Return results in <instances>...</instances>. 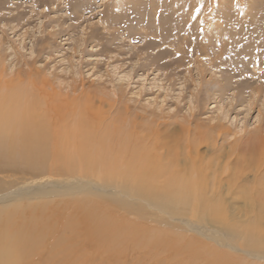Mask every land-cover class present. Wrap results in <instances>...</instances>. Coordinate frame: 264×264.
Returning <instances> with one entry per match:
<instances>
[{"label": "rangeland", "instance_id": "rangeland-1", "mask_svg": "<svg viewBox=\"0 0 264 264\" xmlns=\"http://www.w3.org/2000/svg\"><path fill=\"white\" fill-rule=\"evenodd\" d=\"M1 77L16 78L29 89H49L59 98H76L90 105L95 119H125L121 125L130 132L138 129L153 137L158 131V138L171 139L166 145L180 154L188 141L207 136L209 145L200 146L205 163L230 153L225 160L237 168L236 163L244 166L264 157V0H0V82ZM214 143L217 149L209 151ZM19 168L0 173V195L34 192L39 198L27 199L31 205L41 200L40 192L59 204L69 198L81 205L88 197L109 204L126 224L181 235L185 242L198 239L196 247L204 242L220 248L192 228L164 227L166 215L147 201L134 205L122 197L135 208L123 209L91 195H63L89 182ZM58 214L64 223L66 212ZM52 234L43 241L42 258L31 264H189L173 246L170 254L165 250L157 258L134 244L117 255L105 252L83 228L74 238L60 227ZM206 236L217 240L219 235ZM72 240L78 244L71 245ZM67 250L68 262L63 260Z\"/></svg>", "mask_w": 264, "mask_h": 264}, {"label": "bare ground", "instance_id": "bare-ground-1", "mask_svg": "<svg viewBox=\"0 0 264 264\" xmlns=\"http://www.w3.org/2000/svg\"><path fill=\"white\" fill-rule=\"evenodd\" d=\"M14 79L1 77L0 82V173L22 167L36 173L77 176L93 186L78 184L64 189L63 195H91L123 209L135 208L122 197H128L134 205L137 200L147 201L149 208L166 215L164 227L192 228L191 231L200 232L220 248L217 250L204 242L196 247L198 239L185 242L181 235L171 236L145 225L139 228V224H126L109 204L88 197L81 199V205L80 201L62 198L61 206L62 203L47 201L48 197L39 191L41 200L31 205L27 199L39 196L23 191L12 193L13 198L10 194L0 195V264H31L40 260L47 249L44 239L59 227L70 231L73 238L83 228L105 252L117 251V255L134 244L140 250L148 248L149 255L157 258L165 250L170 254L173 246L177 253L187 257L189 264H264L262 154L257 163L244 166L236 163L237 168L225 160L231 157L230 153L205 163L200 146L209 145L207 136L195 143L188 141L180 154L179 148L166 145L171 139L164 142L158 138V131H154L153 137L142 136L138 129L130 132L121 125L126 123L125 119L116 118L109 123L95 119L89 104L80 105V100L69 96L59 98L49 94V89L33 86L29 89ZM221 137L222 134L218 135ZM173 141L174 145L178 144ZM211 146L209 151L217 149L215 143ZM112 190L115 195L109 193ZM73 209L75 215L71 214ZM59 211L66 212L64 223H59ZM124 229L128 230L122 233ZM206 232L217 233L218 239L206 236ZM69 243L78 244V240ZM70 251L65 252L64 261L70 260ZM79 251L81 248L72 257Z\"/></svg>", "mask_w": 264, "mask_h": 264}]
</instances>
